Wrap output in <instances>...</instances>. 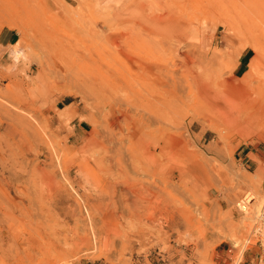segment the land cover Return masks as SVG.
<instances>
[{"label": "rangeland", "instance_id": "374dc122", "mask_svg": "<svg viewBox=\"0 0 264 264\" xmlns=\"http://www.w3.org/2000/svg\"><path fill=\"white\" fill-rule=\"evenodd\" d=\"M6 27L0 264H256L264 0H0Z\"/></svg>", "mask_w": 264, "mask_h": 264}, {"label": "bare ground", "instance_id": "6f19581e", "mask_svg": "<svg viewBox=\"0 0 264 264\" xmlns=\"http://www.w3.org/2000/svg\"><path fill=\"white\" fill-rule=\"evenodd\" d=\"M251 6V5H250ZM176 16V15H175ZM167 17V16H166ZM177 18V17H176ZM167 19V18H166ZM169 19V18H168ZM171 20H170V22L169 23H167L166 24V26L169 28V29H176V28H180V26H181V22H175L176 21V19H174V20H172L173 18H170ZM146 20V19H145ZM160 20V19H159ZM163 20V19H162ZM144 21V20H143ZM156 21H158V20H156ZM158 24H159V22H158ZM156 24L157 25V27H159V26H161L162 24ZM44 32V31H43ZM38 33H40V31H38ZM46 33V32H45ZM45 33L43 34L44 36H46L47 35V33H46V35H45ZM43 39V38H42ZM133 52V51H132ZM130 50H128V51H124V50H119L118 51V53H119V55H120V58L122 59L121 61H124L127 65H129L128 63H132L133 64V66H137L136 64H135V58L133 59V57L131 56V53H132ZM133 54V53H132ZM187 53H185V55H186ZM78 55V54H77ZM134 55V54H133ZM187 57V56H186ZM78 59H81V60H84V61H86L85 59H89V58H92V55L91 54H89V53H86V55H84V56H82L81 57V55H78V57H77ZM93 58H95V57H93ZM188 58V57H187ZM142 60V59H141ZM146 60H148V59H146ZM130 61V62H129ZM135 61V62H134ZM147 62L148 61H146V63H139V66L141 67V68H143V69H147V68H151V66L149 65V64H147ZM150 62V61H149ZM137 63V62H136ZM138 64V63H137ZM155 64V63H154ZM133 66H129V69L131 70V71H135L136 69H137V67H136V69L133 67ZM138 66V67H139ZM89 83H90V85L91 86H93V85H95L97 82L95 81V79L94 78H91L90 79V81H89ZM201 88V87H200ZM209 93L210 92H207V91H205V94L207 95H209ZM196 96V95H195ZM220 101V100H219ZM212 103H213V100H212ZM225 103H226V101H225ZM218 105V104H217ZM113 106V105H112ZM221 106V105H220ZM3 107V106H2ZM221 108H223V107H221ZM1 109V108H0ZM217 109V108H216ZM230 109V108H229ZM6 110H8V109H6ZM213 111V110H212ZM7 112V115H9V116H11V114L8 112V111H6ZM227 113V112H226ZM240 113V112H239ZM6 114V113H5ZM16 116H15V118H17L19 121H20V123H22V120H21V117H20V115H17V114H15ZM24 119V118H23ZM224 119V118H223ZM235 120V119H234ZM27 121V120H26ZM29 121V120H28ZM114 121V120H113ZM112 121V122H113ZM229 121V120H228ZM24 122V121H23ZM111 122V123H112ZM115 122V121H114ZM240 122V121H239ZM237 123V122H236ZM23 124V123H22ZM25 124V123H24ZM23 124V125H24ZM248 124V122L246 121L245 123H244V126H246ZM111 126H112V124H110ZM235 125V124H234ZM242 125V124H241ZM30 126V125H29ZM30 130L32 131V130H34L33 128H32V126H31V128H30ZM18 134H19V136L20 137H23V136H25V133H24V131H18ZM174 142V141H173ZM147 149H149V147L147 146ZM148 152L150 153L151 151L150 150H148ZM151 154V153H150ZM147 156V158H149V160H148V164H152L153 162H152V155H146ZM140 188V187H139ZM145 189H146V191L147 190H150L149 188H148V186H145L144 187ZM151 188V187H150ZM135 190H137L138 188L136 187V188H134ZM145 191V192H146ZM140 194V193H139ZM240 202V201H239ZM239 204V203H238ZM246 209V208H245ZM247 222V221H246Z\"/></svg>", "mask_w": 264, "mask_h": 264}, {"label": "built area", "instance_id": "2783aa9c", "mask_svg": "<svg viewBox=\"0 0 264 264\" xmlns=\"http://www.w3.org/2000/svg\"><path fill=\"white\" fill-rule=\"evenodd\" d=\"M245 198L246 197H243V199L240 200V202L238 204L242 210H245L246 203L249 202L251 199V198H249L248 200L245 201ZM256 218L257 219L255 222L252 234L262 247L261 248L262 249L261 257L258 259L256 264H264V205L261 207Z\"/></svg>", "mask_w": 264, "mask_h": 264}, {"label": "crops", "instance_id": "0c3cea01", "mask_svg": "<svg viewBox=\"0 0 264 264\" xmlns=\"http://www.w3.org/2000/svg\"><path fill=\"white\" fill-rule=\"evenodd\" d=\"M15 39H16V31H14L13 29L6 27L0 30V44L1 45L11 44L15 41ZM241 56H243V54ZM239 63H240V60H239Z\"/></svg>", "mask_w": 264, "mask_h": 264}]
</instances>
